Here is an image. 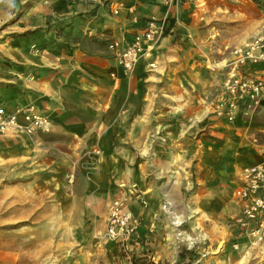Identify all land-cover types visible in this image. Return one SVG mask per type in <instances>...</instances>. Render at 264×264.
<instances>
[{
	"label": "crops",
	"instance_id": "obj_1",
	"mask_svg": "<svg viewBox=\"0 0 264 264\" xmlns=\"http://www.w3.org/2000/svg\"><path fill=\"white\" fill-rule=\"evenodd\" d=\"M104 1H119L123 8L113 15L102 4L46 0V4L39 6V12L31 10L33 15L47 19L50 24L71 23L65 29L70 39L50 41L52 29L34 33L36 38L31 43L14 44L11 57L17 62L8 73L13 75L9 79L12 86L0 87V103L11 108L25 101L32 102L52 123L48 133L34 137L48 142L77 139L82 147H110L114 153L105 155V162L109 156L119 160L118 147L144 146L147 133L157 129L167 142V149L158 156L171 157L176 167L170 172L166 171L167 166L163 171L158 170L157 181L153 184L148 181L145 185L150 203L156 195L163 204L175 202L172 205L175 213L188 228L191 239L199 236V225L211 228L213 217L237 218L241 210L233 192L239 185L240 173L264 162V102L254 108L240 104L232 122L217 118L214 105L224 81L234 72L233 49L264 35V19L256 18L252 22V36L237 39V45L228 50L230 43L223 37L225 30L207 28V21L199 22L200 14L189 9L188 3L181 5L176 1L166 10L156 0ZM237 2L232 5L231 9L236 11L231 10L230 18L242 23L249 13L240 11L241 0ZM262 3L260 6L264 7ZM254 6L255 16L260 17L261 9ZM220 17L229 19L226 15ZM153 19H165V22H159L151 57L144 58L138 69L146 77L148 90L155 82L157 86L163 84L166 96L185 97V102L142 107L139 111L134 106V76H126L107 48L115 41L121 48L127 47L134 35ZM87 32L105 41L107 47H90L84 39ZM237 67L238 74L264 77L262 62H246ZM183 88H190L188 95L178 96ZM170 90L175 96L167 93ZM106 133L111 135L109 142H105ZM147 141L150 145L153 139ZM141 156L142 161L151 160V153ZM126 170L131 171L127 176L133 179V168L127 165ZM143 172L148 174L145 168ZM186 186L190 190L184 199L181 189ZM164 211L167 213V207ZM163 218V226L170 224L169 219ZM144 226L142 222L141 236L146 231Z\"/></svg>",
	"mask_w": 264,
	"mask_h": 264
},
{
	"label": "rangeland",
	"instance_id": "obj_2",
	"mask_svg": "<svg viewBox=\"0 0 264 264\" xmlns=\"http://www.w3.org/2000/svg\"><path fill=\"white\" fill-rule=\"evenodd\" d=\"M45 1L0 0V87L12 86L9 79L13 75L8 73L17 62L11 57L14 44L31 43L36 38L34 33L52 29L50 41L70 39L65 29L71 27V23L50 24L30 12H39V6ZM234 1L179 0L181 5L188 3L189 9L197 11L199 22L207 21V28L225 30L223 37L230 43L228 50L237 45V39L252 36V22L256 18L264 19V7L260 6L264 0H250L261 9L260 17L255 16L254 5L241 0L240 11H247L249 16H244L242 23L232 20V5L239 4ZM156 2L167 10L175 1L171 4L166 0ZM222 15L229 19H222ZM35 21L38 24L35 25ZM151 21L160 26L159 22L164 24L165 19ZM84 39L90 47H107L105 41L88 32ZM137 65L131 72H124L128 77L134 76V106L139 111L142 107L185 102V97L166 96L163 84L157 86L155 82L148 90L146 77L140 74ZM189 89L183 88L177 95H188ZM170 91L167 93L175 96V92ZM162 135L157 129L148 132L144 146L118 147L120 161L109 156L106 162L105 155L114 153L110 147H82L77 139L48 142L34 136H0V264H264V226L246 229L236 223L239 216L225 220L213 217V226L199 225V236L191 239L188 228L175 213L172 206L175 202L163 204L156 195L150 203L145 185L148 181L149 184L157 181L158 170L163 171L167 166L166 171L170 172L176 167L171 157L167 160L158 156L167 149ZM105 139L109 142L111 135L106 133ZM151 139L148 145L147 140ZM150 153L151 160L142 161L141 154ZM127 165L133 168V179L127 176V172L131 173L126 170ZM144 168L148 171L146 175ZM189 190L188 186L181 189L184 199ZM233 198L236 200L235 196ZM114 202H120L133 216L143 219L144 238L138 232L127 245H121L106 236V218ZM163 216L170 224L163 226ZM251 230L255 234L250 233Z\"/></svg>",
	"mask_w": 264,
	"mask_h": 264
},
{
	"label": "built area",
	"instance_id": "obj_3",
	"mask_svg": "<svg viewBox=\"0 0 264 264\" xmlns=\"http://www.w3.org/2000/svg\"><path fill=\"white\" fill-rule=\"evenodd\" d=\"M88 4H100L103 0H84ZM173 1L166 0L171 4ZM120 3L110 4V11L117 15ZM159 26L153 21L145 24L139 34L134 35L131 43L121 48L118 42H111L112 51L118 65L125 71L131 72L141 58H150L155 45V37ZM233 74L224 81L222 90L217 94L218 106L214 113L225 115L228 122H232L238 105L249 103L256 107L264 102V77L247 76L237 73V66L250 62L264 63V35L255 37L240 48L233 49ZM52 126L47 115L40 113L30 101L8 108L0 103V136H27L46 134ZM239 203L241 214L236 220L238 225L247 228L264 226V162L245 168L240 173L239 185L233 192ZM141 226V220L123 209L119 202H114L106 218L107 237L116 242L127 245L136 236ZM250 233L255 234L254 230Z\"/></svg>",
	"mask_w": 264,
	"mask_h": 264
},
{
	"label": "bare ground",
	"instance_id": "obj_4",
	"mask_svg": "<svg viewBox=\"0 0 264 264\" xmlns=\"http://www.w3.org/2000/svg\"><path fill=\"white\" fill-rule=\"evenodd\" d=\"M116 3H120L121 4V7H120V9H119V11L123 8V4L121 3V2H119V1H112V2H107V1H104V2H102V3H100V4H102V5H105L106 7H107V9H108V11H109V13L110 14H113L111 11H110V4H116ZM114 15V14H113ZM149 22V21H148ZM158 26V25H157ZM140 33V32H139ZM139 33H137V34H139ZM159 33V32H158ZM137 34H135V35H137ZM158 35V34H157ZM156 35V36H157ZM259 37V36H258ZM155 39H156V37H155ZM241 47V46H240ZM240 47H237V48H240ZM236 49V48H235ZM137 65V64H136ZM136 67V66H135ZM123 70V69H122ZM124 71V70H123ZM223 88V87H222ZM222 90V89H221ZM262 103V102H261ZM245 104H248L249 105V103H245ZM217 106H218V96H216V103H215V105H214V110H216L217 109ZM239 106V105H238ZM250 106V105H249ZM252 108H254L253 106H251ZM238 108V107H237ZM214 115L217 117V118H225V115L223 114V113H221L220 112V110H219V113H214ZM52 127V126H51ZM237 201V200H236ZM238 202V201H237ZM120 203V202H119ZM123 206V205H122ZM123 209L124 210H126L124 207H123ZM127 211V210H126ZM241 214V213H240ZM240 217V216H239ZM133 238H131V240H132ZM130 240V241H131ZM129 241V242H130ZM118 243V242H117ZM120 244V243H119ZM128 244V243H127ZM122 245V244H121Z\"/></svg>",
	"mask_w": 264,
	"mask_h": 264
},
{
	"label": "trees",
	"instance_id": "obj_5",
	"mask_svg": "<svg viewBox=\"0 0 264 264\" xmlns=\"http://www.w3.org/2000/svg\"><path fill=\"white\" fill-rule=\"evenodd\" d=\"M253 2H255L254 0H252Z\"/></svg>",
	"mask_w": 264,
	"mask_h": 264
}]
</instances>
